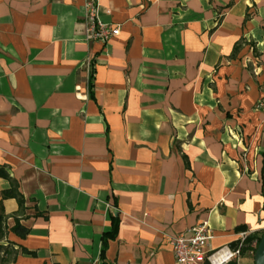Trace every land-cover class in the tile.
<instances>
[{
	"label": "crops",
	"instance_id": "1",
	"mask_svg": "<svg viewBox=\"0 0 264 264\" xmlns=\"http://www.w3.org/2000/svg\"><path fill=\"white\" fill-rule=\"evenodd\" d=\"M98 4L120 27L106 42L85 0H0V166L25 198L18 215L0 176L11 264H99L112 215L111 264H178L170 237L204 220L209 251L262 234L264 0Z\"/></svg>",
	"mask_w": 264,
	"mask_h": 264
},
{
	"label": "built area",
	"instance_id": "2",
	"mask_svg": "<svg viewBox=\"0 0 264 264\" xmlns=\"http://www.w3.org/2000/svg\"><path fill=\"white\" fill-rule=\"evenodd\" d=\"M85 6V22L89 39L106 42L112 36L119 34V25L112 26L101 20L98 0H85ZM257 107L264 109V84ZM250 234L249 231H242L233 249L222 247L209 251L207 244L213 235L208 220H204L170 237V243L178 264H229L234 260L239 264L241 250L247 244ZM252 246H256V242H252Z\"/></svg>",
	"mask_w": 264,
	"mask_h": 264
},
{
	"label": "trees",
	"instance_id": "3",
	"mask_svg": "<svg viewBox=\"0 0 264 264\" xmlns=\"http://www.w3.org/2000/svg\"><path fill=\"white\" fill-rule=\"evenodd\" d=\"M248 13L246 18H248ZM243 39L239 40L233 49V55L239 50ZM93 70H91L89 78V87H93ZM0 176L9 179L11 186L9 189L3 192V197H14L17 199L19 204V209L17 211L18 215L24 214L25 209V198L19 190V184L16 179L11 177L5 167L0 166ZM119 217L116 215L111 216V228L103 234V245L101 249V258L99 264H111L105 258V251L108 245L109 238H115L119 230ZM19 236L25 237L29 233V229L24 227L19 220H17L15 226L12 228ZM260 231H255L248 236L247 244L242 248L241 254H245L247 250L252 249L255 252L257 245L260 241L261 235ZM9 229L7 226V215L4 212L3 204L0 203V264H11L17 258L19 250L15 248V245L12 241L8 239ZM252 242H256V246H252ZM27 249H23V252H27ZM229 264H237V261H231Z\"/></svg>",
	"mask_w": 264,
	"mask_h": 264
},
{
	"label": "water",
	"instance_id": "4",
	"mask_svg": "<svg viewBox=\"0 0 264 264\" xmlns=\"http://www.w3.org/2000/svg\"><path fill=\"white\" fill-rule=\"evenodd\" d=\"M254 264H264V233L261 235L260 241L254 252Z\"/></svg>",
	"mask_w": 264,
	"mask_h": 264
},
{
	"label": "rangeland",
	"instance_id": "5",
	"mask_svg": "<svg viewBox=\"0 0 264 264\" xmlns=\"http://www.w3.org/2000/svg\"><path fill=\"white\" fill-rule=\"evenodd\" d=\"M252 254H253L252 255V264H254V252ZM240 262H241V264H249V259H246V257L243 256L242 259L240 260Z\"/></svg>",
	"mask_w": 264,
	"mask_h": 264
}]
</instances>
